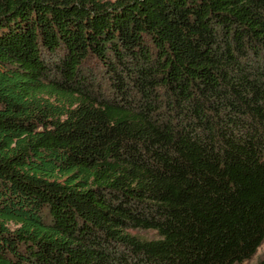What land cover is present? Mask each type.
<instances>
[{
	"label": "trees",
	"instance_id": "obj_1",
	"mask_svg": "<svg viewBox=\"0 0 264 264\" xmlns=\"http://www.w3.org/2000/svg\"><path fill=\"white\" fill-rule=\"evenodd\" d=\"M263 243L264 0H0V264Z\"/></svg>",
	"mask_w": 264,
	"mask_h": 264
},
{
	"label": "rangeland",
	"instance_id": "obj_2",
	"mask_svg": "<svg viewBox=\"0 0 264 264\" xmlns=\"http://www.w3.org/2000/svg\"><path fill=\"white\" fill-rule=\"evenodd\" d=\"M142 235L146 237H153L155 234L152 231H146V232H142ZM263 258H264V243L258 248L257 252L252 258L238 264H261Z\"/></svg>",
	"mask_w": 264,
	"mask_h": 264
}]
</instances>
